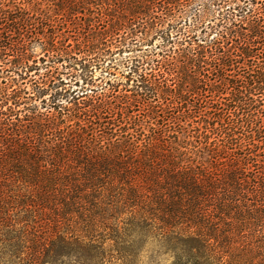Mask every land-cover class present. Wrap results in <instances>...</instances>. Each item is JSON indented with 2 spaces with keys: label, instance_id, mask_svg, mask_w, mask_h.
I'll return each instance as SVG.
<instances>
[{
  "label": "trees",
  "instance_id": "obj_1",
  "mask_svg": "<svg viewBox=\"0 0 264 264\" xmlns=\"http://www.w3.org/2000/svg\"><path fill=\"white\" fill-rule=\"evenodd\" d=\"M32 1L0 0V264H264V0Z\"/></svg>",
  "mask_w": 264,
  "mask_h": 264
},
{
  "label": "rangeland",
  "instance_id": "obj_2",
  "mask_svg": "<svg viewBox=\"0 0 264 264\" xmlns=\"http://www.w3.org/2000/svg\"><path fill=\"white\" fill-rule=\"evenodd\" d=\"M38 0H33L32 4H36L39 3L40 4V8H45V2H42L41 0H39V2H37ZM38 6V5H37ZM36 6V7H37ZM157 250V247L154 245H151L148 250H145L144 256H145V264H148L150 261V256H152L153 253H155ZM151 262V261H150ZM172 262V258L170 256H161L158 260L159 264H171Z\"/></svg>",
  "mask_w": 264,
  "mask_h": 264
}]
</instances>
